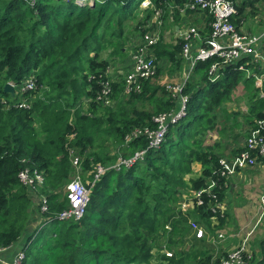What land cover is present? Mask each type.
I'll return each instance as SVG.
<instances>
[{
    "label": "trees",
    "instance_id": "trees-1",
    "mask_svg": "<svg viewBox=\"0 0 264 264\" xmlns=\"http://www.w3.org/2000/svg\"><path fill=\"white\" fill-rule=\"evenodd\" d=\"M142 1L0 0V250L9 251L0 264H9L19 251L25 254L21 264H192L193 256L194 264H222L226 258L219 246L205 247L210 234L223 231L227 223L221 205L229 182L221 175L220 157L204 148V142L217 127L219 111L234 102L240 84L246 91L241 101L248 108L244 123L255 129L264 120V83L255 86L264 68L260 61L243 58L224 67L212 82L209 71L219 59L198 62L182 92L189 98L186 114L168 126L159 147L150 148L144 129H157L154 117L178 112L181 102L161 83V66L141 91L126 94L128 45L153 28V16L161 10L157 65L168 59L173 66L169 73L179 69L183 41L169 45L164 32L182 19L176 6L189 0H151L154 6L141 10ZM234 1L239 13L233 22L240 30L246 19L264 12V0ZM194 15L188 11L183 17ZM259 20L264 24V13ZM210 33L207 25L202 38ZM240 64L252 75L239 70ZM30 77L37 87L25 95L28 107L21 108L19 94L4 87ZM106 88L111 99L107 105L98 99ZM82 99L87 100L85 111L78 107ZM137 130L141 134L135 136ZM74 151L91 198L82 219L61 221L57 216L69 206L62 191L76 174ZM140 152H145L143 158L133 165L114 169L121 158ZM194 162L202 171L187 178L194 173ZM99 166L110 169L94 183ZM25 170L43 174V186L34 190L24 185L19 175ZM212 183V195L203 194L202 205L193 200L190 208L181 209L183 195ZM37 189L38 203L32 208L29 191ZM44 198L46 214L41 213ZM40 213L38 221L32 219L37 224L28 226ZM190 223L202 226L207 237L194 234L186 251L178 249L168 257L162 252L164 240L178 247L179 236L193 230ZM257 243L260 251L245 257L246 264H264V244L259 248Z\"/></svg>",
    "mask_w": 264,
    "mask_h": 264
},
{
    "label": "built area",
    "instance_id": "built-area-1",
    "mask_svg": "<svg viewBox=\"0 0 264 264\" xmlns=\"http://www.w3.org/2000/svg\"><path fill=\"white\" fill-rule=\"evenodd\" d=\"M83 3H93L94 0H81ZM154 5L151 0H143L142 7L144 9L152 8ZM173 9V7H171ZM181 16H187L188 11L205 13L211 17L210 21L211 33L207 39L202 38V28L194 24L185 26L179 37L183 41L182 57L188 63L189 69L185 72L183 82H170L166 85V90L173 96L179 97L181 108L178 112H170L159 114L154 117V123L157 129L151 130L145 128L143 135L149 140L150 148H157L162 143L168 126L180 120L185 114L188 96L182 95L183 89L187 84L190 76L193 74L198 62L211 60L216 57L219 61H215L209 71L210 80L212 82L218 80L222 74L224 67L236 65L243 58H252L253 61H264V55L259 51V46L264 40V32L253 34L242 31L234 24L233 19L238 15V7L234 0H189L184 6H176ZM161 10L155 13L152 19L154 25L147 33L139 37L132 54H130V69L125 73L126 94L133 91H141L144 81L153 78L157 73V56L154 52V47L159 43L162 37L160 26L163 24L161 19ZM247 64V63H246ZM246 64H240L239 70L247 72L248 76L252 75ZM263 75H256L255 81L259 88L263 87ZM14 87L15 96L19 94V107H28L26 102V94L36 89V80L33 77L27 78L20 85L16 86L9 82ZM110 89L106 88L98 97L106 105L111 103L109 97ZM264 96V93H262ZM141 134L137 130L134 135ZM131 139H128L130 141ZM145 152L135 154L132 158L122 159L115 164L114 169L120 170L122 167H129L138 159H142ZM73 154V151L71 152ZM258 163L264 166V120L258 122V127L252 129L249 136L244 141V146L241 152L230 157V159H221L222 166L221 175L228 177L234 174L237 170L244 168H254ZM73 166L76 169V174L67 184L65 193L67 195L69 206L62 211L58 216V220L65 221L68 219L80 220L84 217L85 210L90 202L91 187H87L82 182L81 160L79 155L73 157ZM110 168L99 166L95 175L94 183ZM24 185L35 190L36 187H41L44 177L43 174L31 175L29 170L22 171L19 175ZM215 183H212L208 189L194 191L190 203L193 200L197 205L203 204L202 196L205 193L212 195V189ZM260 203L264 208V188L260 195ZM190 208V207H188ZM185 210V207L183 208ZM48 212L47 200L44 198L41 213ZM264 213V212H263ZM42 218L41 221H44ZM47 221V219H46ZM194 234L197 238L204 237V231L200 226L191 223ZM2 251V250H0ZM167 256L172 257L173 252L163 251ZM245 257L248 259L251 254L246 252L245 247L237 248L230 259H223L222 264H245ZM25 258L24 252H18L16 261L12 264H21Z\"/></svg>",
    "mask_w": 264,
    "mask_h": 264
},
{
    "label": "rangeland",
    "instance_id": "rangeland-1",
    "mask_svg": "<svg viewBox=\"0 0 264 264\" xmlns=\"http://www.w3.org/2000/svg\"><path fill=\"white\" fill-rule=\"evenodd\" d=\"M140 9L143 10V7H141ZM137 13H140V10H138ZM263 13H264L263 11H260L259 15H257L258 18L257 21L252 20L254 17H249L251 21L248 22L246 25H244L243 28H250L249 26L258 24V26L261 28H258L256 26L257 31L264 30V26L260 24V20H259V17L263 16ZM172 25L173 24L169 25L168 27L172 29V34L174 35L173 28L175 27L174 26L175 24L173 25V27ZM162 29H163V25L160 26V31H162ZM245 32H247L246 29ZM137 40H138L137 37H135L132 40L130 46L128 45L129 47L128 60L130 59V54H132L134 50V46H135L134 42H137ZM158 66L159 65H157V67ZM255 86L257 87L259 86L256 85V81H255ZM236 92L237 94L241 93V91L238 90ZM237 100L238 99L236 98L234 102L229 103L227 106L221 109L218 117V123L216 125L217 127L214 130H210L208 132L207 137L205 138L204 148L208 147L209 149L208 151L214 152L218 157H220V160L221 159L227 160L230 159V157L234 156L235 154L233 153V150L237 148L239 144L245 141V139L247 138L245 137L246 132L244 131L246 124L244 123V119H243V116L246 114L247 110L242 111L241 106H244V103L241 104L237 103ZM82 101L83 102L81 104H78V107L82 106L85 111L87 109V104H86L87 100L82 99ZM245 106L247 107L246 104ZM180 107L182 106L180 105ZM74 155L75 157L78 155L76 151H74ZM262 165L263 164L258 163L256 168L259 167L262 168ZM192 168L194 173L189 174L187 178H190L191 176L194 177L199 176L202 171V166L199 162H194L192 164ZM253 169L244 168L241 170H237L234 174L229 175L228 177H223L228 182L229 181H231L232 183L235 182L236 185V187L230 189V193H229L230 195L227 197V200L224 201L223 204L221 205L222 210L223 211L225 210V212L228 214L227 223L223 231H219L217 234L216 233L210 234L211 236L207 238V243L205 247L206 249L209 248L210 250H213L214 244L216 246H219L222 252L226 254L225 260L230 259L233 252L241 246H244L246 252L251 254L254 250L256 253L260 251L259 249H256L257 247H255V244L257 242H258L257 246L259 248L264 244V213H263L264 208L260 203V195L264 188V185L262 187L260 185H254L252 183V180L250 178L247 179V176H245L246 172ZM42 186L43 183L41 184V187ZM38 191L39 189H37V191H29L32 208L33 207L35 208L36 203H38V197H37ZM63 192L65 193V190L62 191V193ZM192 194L193 193L185 194L182 196L181 209L185 207V210H187L188 207L192 206V203H190L191 200L190 198H192ZM40 215L41 213L37 214L36 218L35 217L31 218L28 226L30 225L34 226L35 223L37 224V222L34 223V220L38 221L41 218ZM200 227L203 229L202 226ZM235 229L237 230L233 232V230ZM29 230L31 231L32 229ZM171 230L172 229L169 226L168 231L170 232ZM203 231H204V237H207L204 229ZM188 234L179 236L181 243L178 247L176 246V244L169 246L168 241L164 240L163 251L173 252V255H175L178 249L186 251L188 249V246L191 244L192 239L194 238V231L191 230ZM234 242H236V244L231 248H227L223 246L226 243L227 245H230L231 243ZM198 244L201 245L200 241ZM218 251L219 250H217V252ZM4 254H5V250L0 251V258ZM158 255L159 254L156 253L155 257H158ZM255 257H257L259 260L262 259V256H259V254H257ZM2 261H7V258L2 259ZM13 261H16V257H14L9 262V264H12ZM191 263L194 264V256L191 259ZM154 264L157 263L154 262Z\"/></svg>",
    "mask_w": 264,
    "mask_h": 264
},
{
    "label": "crops",
    "instance_id": "crops-1",
    "mask_svg": "<svg viewBox=\"0 0 264 264\" xmlns=\"http://www.w3.org/2000/svg\"><path fill=\"white\" fill-rule=\"evenodd\" d=\"M182 17V19L179 21V23L177 22V23H170V24H175L174 26V35L172 34V29H170L169 27H167L168 29H166V31L164 32V39H165V42H167L169 45H175V44H177L181 39H180V37H179V32H181L182 31V29L185 27V26H188L189 24H194V25H196L195 24V21H196V23H197V25L196 26H199L200 28H202L203 30H204V28L207 26V25H209L210 26V22H208V20H209V16H207V14H203V13H199V14H197V15H194L192 18H187V17H183V16H181ZM186 18V19H185ZM249 19V20H248ZM248 19H246V23L245 24H247L248 22H250L251 21V19L250 18H248ZM259 19H260V17H259ZM252 20H255V21H257L258 20V18L257 17H254ZM169 24V25H170ZM260 24L261 25H263L264 26V24H262L261 22H260ZM173 25H172V27H173ZM258 28H261V27H259L258 26V24H254V25H251V26H249L250 28H242L243 30L242 31H245V29H246V31L249 33H253V34H260V33H263L264 32V30H259V31H257V27ZM211 27V26H210ZM171 30V31H170ZM137 37V39H138V42H139V39H141V38H139V36L137 35L136 36ZM134 44H136V42H134ZM135 47V46H134ZM259 51L264 55V40H262V42H261V44H260V46H259ZM177 58H179V56H177ZM161 68L165 71L164 72V74L165 75H163V77H162V81H161V83L162 84H164V85H167V84H169L170 82H173V83H180V82H183V78H184V74H185V72H187V70L189 69V65H188V63L187 62H185L184 60H182V62H181V67L179 68V69H176V70H174V71H172V73H169V71L173 68V66H172V62L170 61V60H168V59H163V60H161ZM260 66L262 67V68H264V61H260ZM159 66H160V64H159ZM244 72V71H243ZM246 74H247V72H245ZM248 76V75H247ZM245 87H244V85L243 84H240L239 86H238V88L235 90V96H233V100L235 101V99L237 98L238 100H237V103H244V106H245V102L244 101H241L242 99L241 98H243L244 97V95H245V93H246V91H245V89H244ZM242 89V90H241ZM241 91V93L240 94H237V92L236 91ZM228 105V104H227ZM226 105V106H227ZM244 106H241V109H242V111L243 110H248V108L246 107H244ZM225 107V106H224ZM221 111V110H220ZM220 111H219V113H220ZM246 113H247V111H246ZM245 114V113H244ZM243 114V115H244ZM247 130H249V133H250V131L252 130L251 128L249 129V127L247 126V124H246V126H245V132L247 131ZM246 137V136H245ZM243 143H244V141L243 142H241L240 144H239V146L237 147V148H242L241 146H243ZM254 168H256V167H254ZM249 169H253V168H249ZM248 170V169H247ZM251 174V175H250ZM245 176H247V179H251L252 180V183L254 184V185H260L261 187L264 185V166L262 165V168L261 167H259V168H256V169H253V170H249L248 172H246L245 173ZM234 187H236V185H235V182L234 183H232L231 181H229V187H228V190H227V196H226V200H227V197L230 195L229 193H230V189L231 188H234ZM236 217V216H235ZM237 229H235V230H233V232L234 231H236ZM236 244V242H234V243H231L230 245H227V243L225 244V245H223L224 247H227V248H231V247H233L234 245ZM222 246V247H223ZM17 248H15V250H16ZM220 251H222L221 250V248L219 249ZM5 254L6 255H8L9 254V251H6L5 252Z\"/></svg>",
    "mask_w": 264,
    "mask_h": 264
},
{
    "label": "water",
    "instance_id": "water-1",
    "mask_svg": "<svg viewBox=\"0 0 264 264\" xmlns=\"http://www.w3.org/2000/svg\"><path fill=\"white\" fill-rule=\"evenodd\" d=\"M4 91L7 92V93H10L12 95H14V87L13 85H11L10 83H7L4 87Z\"/></svg>",
    "mask_w": 264,
    "mask_h": 264
}]
</instances>
